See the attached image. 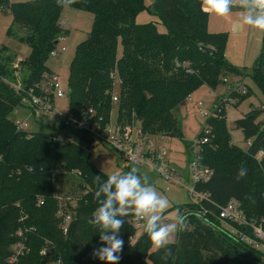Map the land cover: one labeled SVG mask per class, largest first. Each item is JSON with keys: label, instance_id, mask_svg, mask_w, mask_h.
Segmentation results:
<instances>
[{"label": "trees", "instance_id": "16d2710c", "mask_svg": "<svg viewBox=\"0 0 264 264\" xmlns=\"http://www.w3.org/2000/svg\"><path fill=\"white\" fill-rule=\"evenodd\" d=\"M61 3L0 0V13L13 17L9 35L31 49L30 57L16 66L15 55L6 47L0 49V264H102L91 255L101 246L99 229L88 223L98 207L96 177L99 183L108 178L92 163L95 139L60 125L52 128L53 133L69 134L68 143L61 146L52 139L53 133L19 131L11 114L23 106L24 95L3 81H21L29 89L53 73L47 69V60L70 34L62 26L66 7L94 16L92 31L77 46L71 63L68 98L75 113L92 109L106 124L116 106V122L122 128L136 121L146 134L182 139V125L174 113L177 107L203 86L215 89L229 75L242 76L225 59L226 36L209 32L210 16L201 10V0H157L153 6H146L144 0ZM146 11L166 27L165 33L155 22L137 23ZM206 49L214 50L215 56ZM253 79L264 95V48ZM234 95L240 96L232 91L229 97ZM257 119L248 113L235 123L246 140L253 139L243 152L232 143L225 117L216 113L208 118L212 134L197 160L213 174L196 190L210 193L220 206L239 201L249 221L260 223L264 221V158L257 154L264 152V125ZM241 166L248 174L237 180ZM58 174L67 180V188L61 191L54 180ZM69 190L74 197L64 195ZM66 198L77 204L76 210ZM61 206L64 215L72 216L66 234ZM195 210L198 207L192 204L181 208L186 227L177 233V243L167 246V259L161 258L165 249H154L147 234L134 242L131 217H122L124 248L119 264H264L263 251L232 234L217 217H200ZM241 229L253 234L250 227Z\"/></svg>", "mask_w": 264, "mask_h": 264}, {"label": "rangeland", "instance_id": "374dc122", "mask_svg": "<svg viewBox=\"0 0 264 264\" xmlns=\"http://www.w3.org/2000/svg\"><path fill=\"white\" fill-rule=\"evenodd\" d=\"M29 1L32 0H10V3H25ZM144 1L146 6H153L157 0ZM241 15L242 12L238 8H234L225 16L209 15V32L213 35L223 34L226 36L225 59L230 65L239 69L242 72V76L229 75L225 79L223 78L224 80L221 79L220 84L215 89L209 86H203L177 107L174 113L182 125V139L162 138L158 135L152 137V140L158 146L166 148L169 167L173 171L175 178L182 179V185L137 168L141 177L147 176L149 182L155 187L157 192L167 197L169 207L164 214L166 220H175L176 217H180L181 208L192 203V197L189 193V188L193 185L190 167L195 156L189 146H193L197 142L202 133V128L208 121V117H202L197 107L199 103H203L204 109L209 114L210 112L212 115L217 113L219 118L225 117V123L232 143L243 152L248 151L253 139L246 140L243 131L238 129L235 123L243 119L246 114L253 113L258 116L257 122L264 125V95L253 79L254 69L263 54L264 30L253 29L248 26L237 29L234 25L240 19ZM93 21L94 16L82 10L66 7L62 12V26L64 27V31H69L70 34L61 39L56 49L58 56H50L46 66L48 70L57 74L64 91L69 90L71 63L76 48L89 37L93 28ZM136 21L140 24L155 22L161 33L167 31L159 19L147 11L140 14ZM13 23L14 21L11 15L0 13V49L6 47L15 55L16 60L14 65L16 66L21 60L30 57L31 49L26 44L21 43L17 38L9 35ZM63 47L67 48L66 52L61 51ZM119 52L121 54V49ZM225 80H228V83ZM239 83L247 91L249 90V93L245 97L242 95L239 97L234 95L231 99L235 103L243 100L238 106H235V103H227L226 100L229 99L232 91H236V94H239L236 90V86ZM57 106L61 112L68 113L70 110L69 98L57 102ZM117 114V107L114 106L111 118L113 124L117 121ZM11 119H18L26 123L29 131L46 133H52L53 126L59 121V118L53 113L47 115L37 114V116H34L31 109L27 106L17 107L11 114ZM136 123L135 121L133 125ZM137 125L139 126L138 123ZM92 163L107 177L116 172L130 171L133 168L114 147L99 142L93 146ZM61 176V174H58V176L54 177L58 191L67 188L65 186L67 180L65 181ZM68 176L75 177L73 174H69ZM62 179L64 180L63 182ZM67 192L68 195L65 193V196L74 197V194L70 190ZM59 199L64 201L63 197H59ZM65 201L73 202L71 198H66ZM69 205L73 210H76L78 207L75 202ZM63 207L61 206V208ZM65 208H68L67 205H65ZM60 210L61 216L65 220L64 208L63 211L62 209ZM177 233L170 244L177 243ZM143 234L142 228H136L133 241L137 242ZM43 254L45 253L43 252Z\"/></svg>", "mask_w": 264, "mask_h": 264}, {"label": "built area", "instance_id": "2783aa9c", "mask_svg": "<svg viewBox=\"0 0 264 264\" xmlns=\"http://www.w3.org/2000/svg\"><path fill=\"white\" fill-rule=\"evenodd\" d=\"M62 52H66L67 48L63 47ZM52 57H57V51L51 53ZM18 67V66H17ZM18 74V72H17ZM3 81L13 88L18 94H23V106L31 109L32 114H55L59 118L56 126H65L70 130L91 135L95 142L108 144L114 147L131 165L135 168H140L148 173L163 177L169 181L182 185V179L175 178L173 171L169 167V160L167 158V151L165 147L158 146L153 140L152 135L144 133L137 125L127 128H122L120 125L113 124L111 121L108 123L103 122V118L97 117L94 110L84 111L80 114L69 110L68 113H63L58 109L57 102L69 97V90L64 91L59 81V77L55 73L45 74L41 84L35 87L25 89L19 82L17 84L11 83L5 79ZM228 83V80H225ZM236 90L239 95H245L247 89L241 83L237 84ZM229 97L227 103H235ZM230 100V101H229ZM117 102V97H114ZM202 117L210 118L212 113L204 109L203 103L197 105ZM19 131H29L28 125L21 120H14ZM203 135L197 140L193 146L190 147L195 158L190 167V173L193 185L189 188V193L192 197V205L198 207L195 212L201 217L214 216L217 217L232 234L238 236L242 241L254 246L255 248L264 252V221L260 223L256 221H249L247 216L241 209V203L232 199L225 206H220L213 202L210 193H201L196 190V186L203 182H208L212 177V171L205 168L198 163V156L202 146L210 141L212 130L209 124H205L202 128ZM53 133V132H52ZM162 138H167L160 136ZM52 139L58 141L61 146H65L69 141V134L54 132ZM259 159L264 158V152L257 154ZM79 176V173L75 174ZM210 207H215L213 210ZM131 221L135 228H142L137 224L133 216L130 214ZM72 222V216L66 215L63 223L65 234L68 231L69 225ZM242 227H250L253 234H249ZM23 247L21 248V252Z\"/></svg>", "mask_w": 264, "mask_h": 264}, {"label": "clouds", "instance_id": "9594fccd", "mask_svg": "<svg viewBox=\"0 0 264 264\" xmlns=\"http://www.w3.org/2000/svg\"><path fill=\"white\" fill-rule=\"evenodd\" d=\"M74 0H70L73 3ZM58 5L63 6L61 0ZM201 10L209 15L225 16L234 8L241 10L242 15L234 27L248 26L264 30V0H201ZM138 169L133 167L127 172H116L99 183L94 193L98 207L93 211L88 223L99 229V247L92 252V258L102 264H119L124 248L121 228L125 221L122 217L132 215L143 232L147 234L154 249H165L162 259L170 255L168 245L177 232L186 227L182 217L166 220L165 212L169 207L167 197L157 192L147 176L141 177ZM248 169L241 166L237 169L236 179L247 176Z\"/></svg>", "mask_w": 264, "mask_h": 264}, {"label": "water", "instance_id": "95a60500", "mask_svg": "<svg viewBox=\"0 0 264 264\" xmlns=\"http://www.w3.org/2000/svg\"><path fill=\"white\" fill-rule=\"evenodd\" d=\"M56 45H58V43H56ZM206 51H207L210 55L215 56V51H214V50H212V49H206Z\"/></svg>", "mask_w": 264, "mask_h": 264}]
</instances>
